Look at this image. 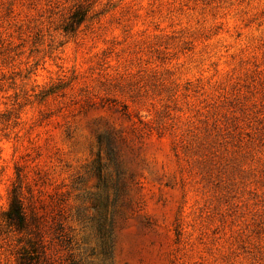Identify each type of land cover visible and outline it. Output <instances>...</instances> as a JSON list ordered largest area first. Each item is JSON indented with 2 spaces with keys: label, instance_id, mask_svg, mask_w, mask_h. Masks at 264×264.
Listing matches in <instances>:
<instances>
[{
  "label": "rangeland",
  "instance_id": "rangeland-1",
  "mask_svg": "<svg viewBox=\"0 0 264 264\" xmlns=\"http://www.w3.org/2000/svg\"><path fill=\"white\" fill-rule=\"evenodd\" d=\"M25 256L264 264V0H0V264Z\"/></svg>",
  "mask_w": 264,
  "mask_h": 264
},
{
  "label": "trees",
  "instance_id": "trees-1",
  "mask_svg": "<svg viewBox=\"0 0 264 264\" xmlns=\"http://www.w3.org/2000/svg\"><path fill=\"white\" fill-rule=\"evenodd\" d=\"M89 12V8H82L77 6L67 17V21L62 27L64 32H72L77 26H79L85 19L87 13ZM7 222L13 226L18 231H28L30 230L29 219L31 222H35L37 220L36 215L30 209L24 205L23 200L21 198L20 189L12 188L10 191V201L8 211L6 212ZM37 249V248H36ZM30 250L32 253L37 252L35 250V246L32 245ZM37 255V253H35ZM34 256V255H31ZM28 256L26 258H21L17 264H39L38 260H32Z\"/></svg>",
  "mask_w": 264,
  "mask_h": 264
}]
</instances>
